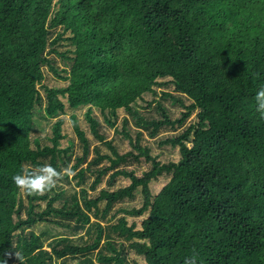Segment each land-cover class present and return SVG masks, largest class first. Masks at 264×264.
Segmentation results:
<instances>
[{
    "label": "trees",
    "instance_id": "16d2710c",
    "mask_svg": "<svg viewBox=\"0 0 264 264\" xmlns=\"http://www.w3.org/2000/svg\"><path fill=\"white\" fill-rule=\"evenodd\" d=\"M262 87L264 0H0V258L264 264ZM145 132L179 161L153 155ZM143 159L138 177L128 164ZM45 164L61 173L51 190L14 185ZM138 190L141 207L115 209Z\"/></svg>",
    "mask_w": 264,
    "mask_h": 264
},
{
    "label": "rangeland",
    "instance_id": "374dc122",
    "mask_svg": "<svg viewBox=\"0 0 264 264\" xmlns=\"http://www.w3.org/2000/svg\"><path fill=\"white\" fill-rule=\"evenodd\" d=\"M50 77L47 78V81L48 83L51 85V86H56V87H60V86H66V83L65 82H62V81H57L55 78H53V76L50 74L49 75ZM42 91V90H41ZM169 91L173 92V87L169 88ZM43 93V91H42ZM151 99H153V97L151 95H145V99L140 101L139 102V106H140V109L141 111L146 114V115H154V110H149L147 109V106H148V102L151 101ZM165 104L167 106H170L171 108V111H172V119L173 120H176L180 117V113H182L183 110H181V108L179 106H171V103L170 102H165ZM146 108V109H145ZM86 110L85 109H79L75 112V114L78 116V119L81 121V122H85V118H84V114H85ZM71 115V113H68L67 116H65V119L68 121L67 124L65 125L64 127V132L69 134L71 138L75 139V142L77 144V148L75 149V154H82L81 151H80V148L78 147L79 145V140L77 138V135L74 133V130L72 128L71 125H69V116ZM123 114L121 113V116ZM158 117V116H156ZM191 120L194 121L195 118L194 116H192L190 118V120H188L187 122V125L191 124ZM83 124V127H85V124L86 123H82ZM104 132L107 134V136L109 137V139H112V137L114 136V132L113 130L109 129V127H105L104 128ZM182 130H178L176 132H173L172 130H163L160 135H159V138H166V137H170V136H174L176 133L178 132H181ZM145 137L147 138L148 142L151 145L152 147V150H153V155H158L160 154V158L161 161L163 162H166L168 160H172V161H179L180 159V154H179V151L178 149H173L171 148L170 146H163V147H159L157 146V144H155V141L156 140H151L148 136V132H145ZM67 145V142L66 141H63V144H62V147L66 146ZM130 148L128 146V144H123L122 145V151L123 152H126V151H129ZM92 157H90L91 159ZM130 165L131 168L129 169H134L135 170V174L138 176V177H141L142 174L146 171H148L151 167V163H148L146 162L144 159L142 160V162L140 164H133V163H130L128 164V166ZM106 179V178H105ZM131 181L129 179H126V178H123L122 176H119L117 178V185L116 187H123V186H128L130 185ZM168 183V179L166 177H162L160 178L159 180H156V181H153L151 184H150V190L152 192V194L155 196L157 195L161 189ZM104 185V183L102 184V186ZM120 205H123L124 207H127V208H132V207H141L142 205V195H141V192L140 190H138L136 192V198L133 199V200H126L125 202L123 203H119L115 206V209H117ZM120 215H123L120 214ZM147 217L146 216H143L141 218H134V217H130V216H127V219L129 221V223H133V222H136L137 224V227L140 228V225H141V222L143 221V219ZM83 234V233H82Z\"/></svg>",
    "mask_w": 264,
    "mask_h": 264
},
{
    "label": "clouds",
    "instance_id": "9594fccd",
    "mask_svg": "<svg viewBox=\"0 0 264 264\" xmlns=\"http://www.w3.org/2000/svg\"><path fill=\"white\" fill-rule=\"evenodd\" d=\"M256 111L264 118V87L255 94ZM61 173L49 164L38 166L35 171L19 173L12 176V181L16 187L28 194L43 193L55 187ZM16 257L23 259L19 252ZM0 264H7V260L0 258ZM185 264H196L194 258L186 259Z\"/></svg>",
    "mask_w": 264,
    "mask_h": 264
}]
</instances>
